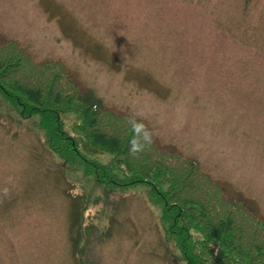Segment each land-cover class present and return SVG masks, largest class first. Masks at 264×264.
<instances>
[{"label": "rangeland", "instance_id": "obj_1", "mask_svg": "<svg viewBox=\"0 0 264 264\" xmlns=\"http://www.w3.org/2000/svg\"><path fill=\"white\" fill-rule=\"evenodd\" d=\"M0 37L63 63L264 217V0H0ZM13 107L0 94V264L178 262L145 185L68 167Z\"/></svg>", "mask_w": 264, "mask_h": 264}, {"label": "trees", "instance_id": "obj_2", "mask_svg": "<svg viewBox=\"0 0 264 264\" xmlns=\"http://www.w3.org/2000/svg\"><path fill=\"white\" fill-rule=\"evenodd\" d=\"M0 94L20 118H36L44 142L68 167L101 184L145 185L164 238L177 251L175 264H264V217L245 198L227 196L196 159L162 148L154 136L150 147L131 156L133 116L106 107L60 61L35 62L17 42L0 37ZM67 111L76 113L71 130L62 121ZM100 153L109 159L99 160Z\"/></svg>", "mask_w": 264, "mask_h": 264}, {"label": "clouds", "instance_id": "obj_3", "mask_svg": "<svg viewBox=\"0 0 264 264\" xmlns=\"http://www.w3.org/2000/svg\"><path fill=\"white\" fill-rule=\"evenodd\" d=\"M136 115L141 114L137 113ZM128 123L133 133L129 154L136 157L152 145L154 134L141 120H137L136 116L129 118Z\"/></svg>", "mask_w": 264, "mask_h": 264}]
</instances>
